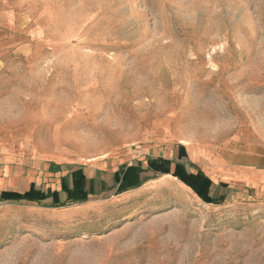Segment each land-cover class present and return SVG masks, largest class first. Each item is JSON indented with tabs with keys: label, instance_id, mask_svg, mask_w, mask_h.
I'll use <instances>...</instances> for the list:
<instances>
[{
	"label": "rangeland",
	"instance_id": "1",
	"mask_svg": "<svg viewBox=\"0 0 264 264\" xmlns=\"http://www.w3.org/2000/svg\"><path fill=\"white\" fill-rule=\"evenodd\" d=\"M39 153L111 183L173 158L224 200L146 170L120 202L0 201V264H264V0H0V173Z\"/></svg>",
	"mask_w": 264,
	"mask_h": 264
},
{
	"label": "trees",
	"instance_id": "2",
	"mask_svg": "<svg viewBox=\"0 0 264 264\" xmlns=\"http://www.w3.org/2000/svg\"><path fill=\"white\" fill-rule=\"evenodd\" d=\"M185 146L180 147L179 158L183 157ZM146 170L161 172L163 174H171L178 178L186 185L191 187L204 201L208 203H221L224 198L216 199L208 196L205 189H208L211 181L204 172L199 170L193 176L186 168L184 162L173 158L165 157H149L147 159V168L144 169L142 163L137 165H123L120 170L115 173V179L120 181L118 191L121 193L128 189L138 187L141 185L140 174ZM72 186L69 185L68 176L62 179L61 191L47 190L44 191L37 188L34 184L29 190L20 192L16 190L3 191L0 195V201H28V202H41L47 199H52V207H64L73 203H83L89 199L90 194H95L92 182L90 187H87V176L84 169L79 168L71 173Z\"/></svg>",
	"mask_w": 264,
	"mask_h": 264
},
{
	"label": "crops",
	"instance_id": "3",
	"mask_svg": "<svg viewBox=\"0 0 264 264\" xmlns=\"http://www.w3.org/2000/svg\"><path fill=\"white\" fill-rule=\"evenodd\" d=\"M40 153L38 154V159L33 161V160H22L21 164H14L12 161L13 159L10 160V162L12 163V165H10L9 167H6L5 169L2 170V172L0 173L1 175H4L3 177L0 178V195L3 191H7V190H16V191H20V192H25L27 190L30 189V187L34 184L37 188H40L44 191L47 190H58L61 191L62 189V179L65 176H68V182L69 185L72 186V176L71 173L74 170H77L79 168H83L85 175L87 176V187L89 188L92 182V187L93 190L95 192V194H90V196H97L100 194H106L108 196L107 199H115V202H120V201H124V200H128L131 199L133 197H135L136 195L139 194L140 191H142V189L147 188L150 185L153 184H157L158 182L156 181V179H154L153 177L150 178L147 175L150 174V172L152 171H148V172H143L140 174V181H141V185L138 187H134L131 189H128L126 191L123 192H119L118 188L120 185V181H117L115 179V173L120 170V168L123 165H133L134 163L129 161L128 163H124V162H118L117 164H114L116 166L114 172H113V177H114V182H109L108 180H106V178L101 176V170L99 169H93V168H88L86 166V163H92L91 162H85L83 159L84 157H78L77 161L74 164H70V168H66L63 163H68V162H58V160H45L43 158H41ZM7 160V157L3 159V163H5ZM21 161V160H20ZM73 165H79L76 167H73ZM1 169V167H0ZM154 173V172H152ZM155 176V173H154ZM166 176H168V174H165L162 180L166 179ZM48 177H51V183H47ZM210 177V176H209ZM22 179L25 178V186L23 189H18V188H14V187H1V184H7L10 183L11 180L13 179ZM211 178V177H210ZM161 180V181H162ZM211 180L214 182V190L213 192L218 194L220 192H218L219 190L217 189L218 185L215 180H213L211 178ZM46 181V182H45ZM46 183V184H45ZM160 183V181H159ZM89 196V197H90ZM52 200V199H51ZM88 201V200H87Z\"/></svg>",
	"mask_w": 264,
	"mask_h": 264
},
{
	"label": "bare ground",
	"instance_id": "4",
	"mask_svg": "<svg viewBox=\"0 0 264 264\" xmlns=\"http://www.w3.org/2000/svg\"><path fill=\"white\" fill-rule=\"evenodd\" d=\"M183 143H185V142L183 141ZM193 149H194V148H193ZM93 160H95V159H92V158H91V159H88V161H90V162L93 161ZM14 180H15V179H14ZM17 180H18V179H17ZM3 187H4V186H3Z\"/></svg>",
	"mask_w": 264,
	"mask_h": 264
}]
</instances>
